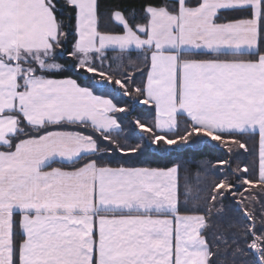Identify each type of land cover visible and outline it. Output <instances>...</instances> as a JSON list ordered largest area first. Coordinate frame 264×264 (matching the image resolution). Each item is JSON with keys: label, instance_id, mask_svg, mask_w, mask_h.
<instances>
[{"label": "snow or ice", "instance_id": "snow-or-ice-1", "mask_svg": "<svg viewBox=\"0 0 264 264\" xmlns=\"http://www.w3.org/2000/svg\"><path fill=\"white\" fill-rule=\"evenodd\" d=\"M0 264H264V0H0Z\"/></svg>", "mask_w": 264, "mask_h": 264}]
</instances>
